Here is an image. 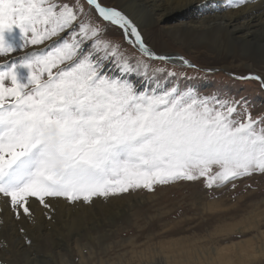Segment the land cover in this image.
<instances>
[{
  "label": "snow or ice",
  "instance_id": "6c2138e0",
  "mask_svg": "<svg viewBox=\"0 0 264 264\" xmlns=\"http://www.w3.org/2000/svg\"><path fill=\"white\" fill-rule=\"evenodd\" d=\"M0 58V203L17 220L34 221V204L51 220L57 200L78 207L199 180L235 189L264 175V118L246 100L181 88L151 62L196 66L155 52L137 20L103 0H0Z\"/></svg>",
  "mask_w": 264,
  "mask_h": 264
},
{
  "label": "rangeland",
  "instance_id": "374dc122",
  "mask_svg": "<svg viewBox=\"0 0 264 264\" xmlns=\"http://www.w3.org/2000/svg\"><path fill=\"white\" fill-rule=\"evenodd\" d=\"M62 2L70 3L71 0H62ZM114 2L115 0H103L104 4L117 8ZM85 8L87 9V5ZM93 17L98 19L95 13ZM103 23L101 21L102 25ZM141 31L146 42L158 54L176 53L196 66V68H186L173 62L166 65L159 61L151 62L154 66L167 67L169 71H175L181 88L190 86L202 95L216 94L246 100L252 116L264 118V86L256 80L236 78L255 75V73L264 78L263 63L262 66L251 69L247 63L253 62L247 57L241 60L235 55L219 56L215 51H204V48L197 43L179 42L160 24L153 26L142 24ZM106 38L119 43L126 53L134 54V50L124 43L118 29H111ZM224 59H229L232 63L230 71L219 69ZM185 76L191 79H185ZM135 79L133 77V80ZM249 185L251 187H248ZM214 203L220 204L222 208L214 210ZM94 204L91 213L97 215L101 221L94 224L99 227H95L90 222V228L95 229L93 232L96 231L99 241L97 243L90 239L87 241L92 248L98 249L95 255L87 251V257L82 259L77 251L65 248L63 250L65 261L56 255L43 257L34 252L30 256L24 255L18 262L20 264H103L104 262L140 264L147 262L151 252L166 250L171 243H177L179 240L188 241L187 244L193 245L194 248L203 246L208 250L225 246L227 254H233L236 245L247 240H251L253 248L264 249V175H253L238 181L235 189L229 185L208 190L203 180L180 182L157 187L153 193L140 190L126 197L112 198L108 202L96 201ZM132 211V224L126 228V221ZM105 218L110 222L116 221L117 225L106 226L103 224ZM227 224H235V230L227 232ZM243 227H246L245 232L241 233ZM114 229L115 234L112 233ZM83 231L84 229H81L78 236L86 239ZM131 238H135L137 242L128 243ZM106 245H110L108 253L104 251ZM253 264H264V256H258Z\"/></svg>",
  "mask_w": 264,
  "mask_h": 264
},
{
  "label": "bare ground",
  "instance_id": "6f19581e",
  "mask_svg": "<svg viewBox=\"0 0 264 264\" xmlns=\"http://www.w3.org/2000/svg\"><path fill=\"white\" fill-rule=\"evenodd\" d=\"M114 5L136 19L140 27L142 24H160L179 42L197 43L204 51H215L219 56L235 55L241 60L247 57L253 62L247 63L251 69L264 64V0H252L251 6L240 11L227 9V0H115ZM162 54L180 56L176 53ZM172 62L182 65L179 60ZM231 67L230 60L224 59L219 69L230 71ZM94 205L77 207L57 200L53 202L52 219L49 220L44 214L46 210L34 204L35 217L32 221L27 218L15 219L13 213L0 203V207L5 209L0 213V220L3 221L0 223V260L4 264H20L18 261L24 255L30 256L36 252L43 257L56 255L65 261V248L77 251L82 259L87 257V251L95 255L98 249L92 248L87 241H99L96 231L93 232L95 229L90 228V222L94 225L101 221L91 213ZM213 207L214 210L222 208L218 203H214ZM133 211L126 221V228L132 224ZM103 224L111 227L117 222L105 218ZM235 227V224H227L226 231L232 232ZM21 228L25 230L23 233ZM245 228L241 229V233L245 232ZM81 229H84L86 239L78 236ZM112 233L115 234L116 230ZM26 238L32 241L31 246L26 243ZM136 242L135 238L128 241L130 244ZM187 243L179 240L171 243L166 250L142 254L148 257L147 262L140 264H253L258 256H264V249L253 248L251 240L236 245L233 254H227L225 246L208 250L203 246L194 248ZM109 250L110 245H106L105 253Z\"/></svg>",
  "mask_w": 264,
  "mask_h": 264
}]
</instances>
